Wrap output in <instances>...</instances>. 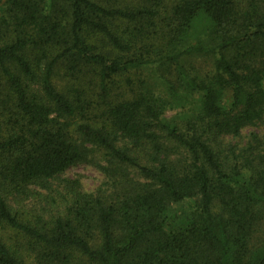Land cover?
<instances>
[{
    "label": "trees",
    "instance_id": "1",
    "mask_svg": "<svg viewBox=\"0 0 264 264\" xmlns=\"http://www.w3.org/2000/svg\"><path fill=\"white\" fill-rule=\"evenodd\" d=\"M263 121L264 0H5L0 264H264Z\"/></svg>",
    "mask_w": 264,
    "mask_h": 264
},
{
    "label": "rangeland",
    "instance_id": "2",
    "mask_svg": "<svg viewBox=\"0 0 264 264\" xmlns=\"http://www.w3.org/2000/svg\"><path fill=\"white\" fill-rule=\"evenodd\" d=\"M5 0H0V7L4 6ZM198 26L202 25V20L198 21ZM201 39L202 41L206 40V34L202 33ZM181 63L184 64L187 68H190L194 74H196L199 78H207L209 75L213 73V57L208 55H195V54H187L181 57ZM160 68L157 66H147L142 67L138 70L137 74L139 78H141L144 82V86L152 91L155 95L169 100L171 106H174L176 103H180L175 99L172 100L170 96V92L168 90V86L166 82L160 76ZM181 98L183 96H187L183 91H180ZM226 98L228 95L226 94ZM167 109V115H173L177 113L178 108L171 107ZM250 131H260L264 133V121L260 123L258 126H251L245 129V132L248 133ZM62 179L69 180H77L80 186L84 190L92 191L96 189L102 182L103 176L102 174L92 165L88 163H77L69 167L65 172H63L60 176ZM175 208L179 210L180 208L176 205Z\"/></svg>",
    "mask_w": 264,
    "mask_h": 264
}]
</instances>
